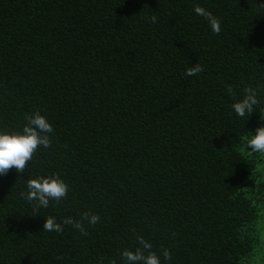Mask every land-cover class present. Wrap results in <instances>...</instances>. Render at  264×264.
<instances>
[{
    "label": "trees",
    "instance_id": "16d2710c",
    "mask_svg": "<svg viewBox=\"0 0 264 264\" xmlns=\"http://www.w3.org/2000/svg\"><path fill=\"white\" fill-rule=\"evenodd\" d=\"M260 4L0 0V133L36 111L53 129L23 173L0 176V264H125L138 236L161 264H247L264 206V153L244 147L264 126ZM245 87L259 103L239 117ZM53 176L66 198L34 211L27 180ZM84 212L100 217L87 235L43 230Z\"/></svg>",
    "mask_w": 264,
    "mask_h": 264
},
{
    "label": "clouds",
    "instance_id": "9594fccd",
    "mask_svg": "<svg viewBox=\"0 0 264 264\" xmlns=\"http://www.w3.org/2000/svg\"><path fill=\"white\" fill-rule=\"evenodd\" d=\"M257 6L264 9V4ZM194 12L205 18L211 30L219 34L221 30L220 21L211 12L200 6H195ZM150 19L152 23H155L157 17L152 16ZM203 70V67L197 63L186 69L185 75L196 76ZM227 90L232 93V86L229 85ZM243 93V97L234 102L232 108L237 116L248 117L256 110L255 106L259 103L257 98L258 88L245 87ZM25 119L27 124L23 127L22 132L0 133V176L7 175L11 169H15L18 173H23L28 162L31 161L40 146L44 148L51 147V140L48 134L52 133L53 129L47 119L39 111L26 115ZM261 119L264 120V117L261 116ZM244 147L249 154L264 153V126L258 127L255 135H250V138H246ZM26 188L27 191L22 192L21 196L28 202H35L33 205L34 211H37L40 207L47 208L50 200L61 201L66 198L68 193L67 184L58 176L28 179ZM99 220V215L89 212L81 213L79 221L67 217L63 219L62 223H58L54 217H48L43 223V230L60 233L63 231V225H72L82 235H87L83 222L87 221L88 224L95 225ZM137 241L142 247H138L135 251L125 249L121 252L120 255L124 259L125 264H161L160 257L151 251L152 245L150 243L139 236ZM145 251H147V254H145ZM161 253L165 261L171 260V253L168 249H161ZM62 258L57 257V259ZM112 264H115V262L113 261Z\"/></svg>",
    "mask_w": 264,
    "mask_h": 264
},
{
    "label": "rangeland",
    "instance_id": "374dc122",
    "mask_svg": "<svg viewBox=\"0 0 264 264\" xmlns=\"http://www.w3.org/2000/svg\"><path fill=\"white\" fill-rule=\"evenodd\" d=\"M257 244L255 251L247 261V264H264V206L261 209V217L256 224Z\"/></svg>",
    "mask_w": 264,
    "mask_h": 264
}]
</instances>
